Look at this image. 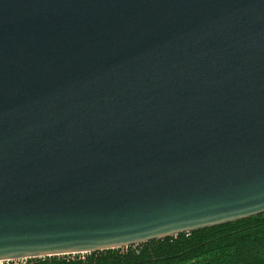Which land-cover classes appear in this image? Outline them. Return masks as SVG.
<instances>
[{
    "label": "water",
    "instance_id": "water-1",
    "mask_svg": "<svg viewBox=\"0 0 264 264\" xmlns=\"http://www.w3.org/2000/svg\"><path fill=\"white\" fill-rule=\"evenodd\" d=\"M264 212V0H0V262Z\"/></svg>",
    "mask_w": 264,
    "mask_h": 264
},
{
    "label": "trees",
    "instance_id": "trees-1",
    "mask_svg": "<svg viewBox=\"0 0 264 264\" xmlns=\"http://www.w3.org/2000/svg\"><path fill=\"white\" fill-rule=\"evenodd\" d=\"M25 264H264V212L128 247L28 258Z\"/></svg>",
    "mask_w": 264,
    "mask_h": 264
},
{
    "label": "built area",
    "instance_id": "built-area-1",
    "mask_svg": "<svg viewBox=\"0 0 264 264\" xmlns=\"http://www.w3.org/2000/svg\"><path fill=\"white\" fill-rule=\"evenodd\" d=\"M79 254H85V253H79ZM69 256H74L76 254H68ZM27 259H13V260H7L4 262H0V264H25Z\"/></svg>",
    "mask_w": 264,
    "mask_h": 264
}]
</instances>
